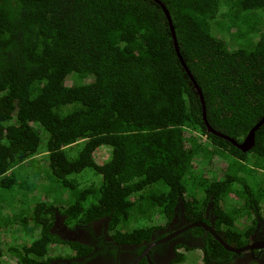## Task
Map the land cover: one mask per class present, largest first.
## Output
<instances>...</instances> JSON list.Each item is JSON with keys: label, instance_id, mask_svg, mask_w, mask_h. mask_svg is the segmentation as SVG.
Here are the masks:
<instances>
[{"label": "trees", "instance_id": "1", "mask_svg": "<svg viewBox=\"0 0 264 264\" xmlns=\"http://www.w3.org/2000/svg\"><path fill=\"white\" fill-rule=\"evenodd\" d=\"M161 1L208 122L242 142L264 116V0ZM203 111L155 0H0V209L41 193L22 211L39 238L8 252L45 264L63 242L55 210L67 223L109 216L135 239L153 227L131 223L171 219L179 202L202 221L210 201L228 243L247 245L264 208V124L244 152ZM101 146L111 157L98 163ZM87 168L100 180L84 186ZM48 185L55 200L68 189L67 204L44 200ZM206 247L205 264L233 255L211 234Z\"/></svg>", "mask_w": 264, "mask_h": 264}, {"label": "flooded vegetation", "instance_id": "2", "mask_svg": "<svg viewBox=\"0 0 264 264\" xmlns=\"http://www.w3.org/2000/svg\"><path fill=\"white\" fill-rule=\"evenodd\" d=\"M185 213L183 202H179L171 219L165 218L163 225H157L149 233L134 239L117 235L110 226L109 216L67 223L68 216L55 210L50 230L63 242L49 244L52 248L55 246L58 252L53 254L49 250L44 257L45 264H186L185 254L194 251L201 252L205 263L206 237L214 235L203 226H190L195 222ZM198 222L219 233L229 246L241 249L237 252L223 246L233 254L231 258L213 257L209 261L217 264H264V226L260 219L252 228L250 242L243 247L229 244L218 229V216L212 201L206 209L205 219ZM61 226L69 230L64 231ZM195 228H202V231ZM8 254L18 262L17 258Z\"/></svg>", "mask_w": 264, "mask_h": 264}, {"label": "rangeland", "instance_id": "3", "mask_svg": "<svg viewBox=\"0 0 264 264\" xmlns=\"http://www.w3.org/2000/svg\"><path fill=\"white\" fill-rule=\"evenodd\" d=\"M71 154L74 155L76 153L75 151L74 152L72 151ZM39 157H42V154H40ZM94 157H95L96 162L98 163L105 162L106 160H109V158L111 157V150L109 147L101 146L94 152ZM29 173L34 174V171L30 169ZM75 177H76V180L84 186L90 185L100 180V177L98 175H95L94 171L90 168L85 169L84 171L76 175ZM24 182L25 184H31V182H28L27 180H24ZM38 183H41V182H38ZM37 189L38 188H36V190ZM47 189L49 190L50 196L44 200H47L49 202H54V204L57 207L67 204V199L70 196V191L68 189L63 188L64 194L58 200H55V198H53V195H52V192L55 194L57 193V191L56 190L52 191V188H50L49 185ZM37 193L39 194V191ZM37 193L36 191H33L30 194L29 192H27L24 195H18L14 199V203H6L3 206L4 209L2 211L0 209V211L2 212V214L0 215V246L2 248V252L0 255V264H20L8 254L9 253L8 249L11 246L19 247V246L29 245L35 239L39 238L40 229L37 228V226L35 225V222L27 221L25 223V221H22L23 218L26 217V212H31L33 210V206H34L33 203H36L35 199L38 200L35 197ZM1 206L2 205H0V207ZM25 210H28V211L22 213V211H25ZM255 216L257 217V219H260L262 221L263 226H264V208L263 210H261V212H259ZM165 221H166L165 218L157 214L153 217L152 220H149V221L141 220L136 223H131V225L135 227L142 226V225L155 227L157 225H163ZM243 224L247 225L249 223L246 222ZM113 231L115 232V230ZM49 250L53 254L58 252L55 246L54 248H52L51 246ZM185 257L186 258L184 260L187 261L186 264H205L202 259V254L199 251L187 252V254H185ZM180 264H185V263H180Z\"/></svg>", "mask_w": 264, "mask_h": 264}, {"label": "water", "instance_id": "4", "mask_svg": "<svg viewBox=\"0 0 264 264\" xmlns=\"http://www.w3.org/2000/svg\"><path fill=\"white\" fill-rule=\"evenodd\" d=\"M157 3H159L161 5V7L163 8L166 16H167V19L169 21V25H170V29L172 31V36L174 38V43H175V46H176V50H177V54H178V57L182 63V65L185 67L186 71L188 72V74L190 75V78L193 82V85L195 87V89L198 91L200 97H201V101H202V104H203V119L206 123V126L208 128V131L209 132H212L213 134L215 135H218L219 137H222L228 141H230L232 144H234L235 146H237L238 148H240L242 151L244 152H247L249 151L251 148H253V146L255 145V135H256V131L261 127L262 124H264V116L263 118L261 119L260 122H258L248 133L247 137L242 141V142H238L236 139L230 137L229 135L225 134V133H222L216 129H214L210 123L208 122L207 120V117H206V110H205V102H204V98H203V94H202V90L201 88L199 87L197 81L194 79V76L192 75V73L190 72L189 68L187 67L186 65V62L184 61L183 59V56H182V53L180 52V48L178 46V39H177V35H176V31H175V28L173 26V23H172V18H171V15H170V12L169 10L166 8V6L162 3L161 0H155ZM190 226H203L205 227L207 230L211 231L212 234L214 235V237L227 249L231 250V251H237L239 252L241 249H238V248H235L233 246H229L226 241L223 239V237L215 232L212 228L208 227L205 223L203 222H195V223H192ZM63 227L62 230L64 231H68L69 229L65 226H61Z\"/></svg>", "mask_w": 264, "mask_h": 264}]
</instances>
